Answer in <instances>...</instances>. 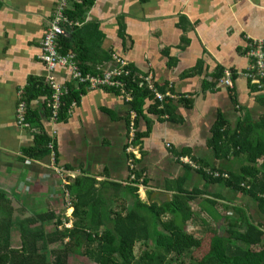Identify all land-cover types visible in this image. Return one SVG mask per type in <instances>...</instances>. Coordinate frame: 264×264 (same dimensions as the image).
Returning a JSON list of instances; mask_svg holds the SVG:
<instances>
[{"label": "crops", "instance_id": "1", "mask_svg": "<svg viewBox=\"0 0 264 264\" xmlns=\"http://www.w3.org/2000/svg\"><path fill=\"white\" fill-rule=\"evenodd\" d=\"M56 1L0 0V190L13 207L12 219L24 221L36 214L34 206L42 204L41 213L63 214L58 228L69 229L76 195L96 186L97 199L85 210L92 213L94 225L107 219L122 200H130V188L136 186L140 199L153 209L171 202L180 191L191 196L188 205L196 214L185 221V230L196 239L212 233L208 223L219 234L230 224L245 230L256 223L264 229V213L256 200L225 184L244 159L217 160L209 148L220 118L233 128L248 121L257 130L264 123V104L259 102L264 87L258 89L242 76L251 65L244 48L250 41L264 39V0H95L84 9L83 21L76 22L80 28L86 26L80 44L86 66L95 72L84 75H101L115 68L117 59L123 60L132 73L150 77L153 88L163 95L159 100L148 88L146 110L139 117L132 102L143 95V87H131V99H124L118 88L81 85L72 80L68 68L50 71L40 61ZM62 28L60 38L76 31ZM218 69L225 70L222 80L228 71L238 74L232 86L222 80L213 85ZM52 78L81 91L61 120L68 92L58 119L51 120L47 101ZM33 79L47 84L50 93L31 105L43 118V126L26 121L27 128L18 123L16 110L21 100L25 102L24 91ZM134 79L131 76L130 83ZM155 100L172 102L177 117L171 120L149 111ZM27 111L26 104L24 117ZM131 123L135 152L128 150ZM43 131L53 140L47 149L49 154L57 153L60 175L49 154L42 161L23 155ZM137 131L144 135L140 143H136ZM200 171L212 179L216 172L224 177L221 183H212ZM137 173L142 174L138 181ZM196 223L201 230L189 227ZM20 227L15 222L12 233L18 236Z\"/></svg>", "mask_w": 264, "mask_h": 264}, {"label": "trees", "instance_id": "2", "mask_svg": "<svg viewBox=\"0 0 264 264\" xmlns=\"http://www.w3.org/2000/svg\"><path fill=\"white\" fill-rule=\"evenodd\" d=\"M94 2L95 0L70 1L66 12L72 19V27L69 26V29L76 31L58 39L59 53H74V62L82 74L95 72L86 66L87 57L82 53L80 44L81 32L86 30V26L80 28L77 22L84 18V9L91 7ZM246 50L247 45L244 53ZM224 72L225 70L218 69L213 74V85L222 80ZM237 76L231 70L233 83ZM139 82L136 76L131 83L133 89L139 87ZM67 89L60 120L67 116L71 102L81 92L70 86ZM147 92L148 88L144 84L143 95L133 99L132 108L138 112L137 117L146 110ZM49 93L47 84L36 79L30 80L24 91L28 105L25 121L31 125L39 121L43 126V118L32 111L31 105L37 98ZM259 99L264 104V96ZM158 105H162L161 108ZM148 110L157 116L165 114L171 120L172 117H177L174 105L169 100L163 104L155 100ZM248 123L239 122L233 128L224 118H220L212 129L209 148L217 160L244 159L241 168L237 172H231L225 184L231 190L246 191L264 213V123L257 126V130ZM135 136L136 143H140L144 135L137 131ZM52 141L47 132L43 131L34 139V146L23 155L32 161H42L48 156L47 145ZM54 155L56 162L58 155ZM219 173L221 174L216 179H212L207 172L200 171L206 181L213 180L212 183H221L224 174ZM136 178L137 181L140 180L142 174L137 173ZM87 189L74 199L73 223L69 229L62 226L58 228L63 214L56 215L53 212L36 213L24 221L13 220V207L0 190V215H3L0 218V264H67L70 255L84 256L92 264H102L103 258L104 264H171L172 257H176V264H264V229L259 224L250 223L245 230L230 224L224 234H219L208 223L206 228L212 233L205 234L200 239L186 232L185 221L192 220L196 211L190 209L188 202L192 197L185 195L183 189L171 202L154 206L153 209L140 199L137 187L133 186L130 188L131 199L122 200L118 207L110 209L107 219H101L94 225L91 222L92 213L85 210L97 199L99 189L96 186H89ZM15 222L21 226L18 247L13 246L11 230ZM47 226H50V230ZM138 245L141 252L136 253Z\"/></svg>", "mask_w": 264, "mask_h": 264}, {"label": "built area", "instance_id": "3", "mask_svg": "<svg viewBox=\"0 0 264 264\" xmlns=\"http://www.w3.org/2000/svg\"><path fill=\"white\" fill-rule=\"evenodd\" d=\"M71 0H57L50 22V26L47 29L44 38L41 43V54L39 59L44 63L48 70L53 71L57 67L68 68L70 70L71 78L81 85H87L91 87H99L102 85L111 86L118 88L121 91L122 97L124 99H131L132 94V85L129 83L131 76H137L140 80L138 86L143 87L144 84L149 88L155 98L162 100L163 95L158 93L155 88H153L150 83V77H142L132 73V70L128 67V64L123 60L117 59V66L113 69L106 70L103 74L92 76L84 75L79 70L78 66L75 64L74 55L66 54L60 55L58 52V43L57 40L60 36L64 35V25L72 27V21L66 16V10L69 7ZM248 60L250 61V67L246 73H243L242 76L246 78L250 85L262 89L264 87V39L253 40L247 44V50L245 52ZM51 79V78H50ZM50 86L52 89V94L47 101V106L51 110V120L58 119L60 103L63 100V96L68 92L65 85L59 84L52 78ZM226 86H232L233 81L231 80V72L228 71L225 74V78L222 80ZM132 87V88H131ZM24 96V95H23ZM26 111V104L22 100L18 103L16 110L17 120L21 126L27 127L28 124L25 121L24 113ZM134 124L131 123L130 126V138L128 142V150L131 152L134 151ZM54 146L50 145V148L53 149ZM49 160L56 168L55 155L49 154ZM132 168L133 164L130 165ZM57 169V168H56ZM61 169H58L59 175ZM62 171V170H61ZM218 176V174H216Z\"/></svg>", "mask_w": 264, "mask_h": 264}, {"label": "rangeland", "instance_id": "4", "mask_svg": "<svg viewBox=\"0 0 264 264\" xmlns=\"http://www.w3.org/2000/svg\"><path fill=\"white\" fill-rule=\"evenodd\" d=\"M57 168V167H56ZM57 169H60V168H57ZM56 173V172H55ZM63 173V172H62ZM56 174H58L59 175V173H58V171H57V173ZM25 201V200H24ZM25 203H26V205L30 208V209H32V204L30 203V201H25ZM43 206L44 205H36V206H34V208H35V210L37 211V212H35V213H41V211H42V208H43ZM69 215V214H68ZM189 227H191L194 231H196V230H201L202 229V227L198 224V223H196L195 225H189ZM50 228V226H47V229H49ZM50 230V229H49ZM48 230V231H49ZM201 232V231H200ZM18 236L16 235V234H13V246L14 247H18V244H17V238ZM142 248H145L144 246H142ZM135 251H137L136 253H139V252H141V250H140V247H139V245L137 246V248H136V250ZM198 254V253H197ZM172 260L173 261H170V263L171 264H176V257H172ZM104 261H105V258H103L102 259V264H104ZM190 262H192V260L190 261ZM67 264H92V262L91 261H89L86 257H84V256H78V255H70L68 258H67Z\"/></svg>", "mask_w": 264, "mask_h": 264}]
</instances>
